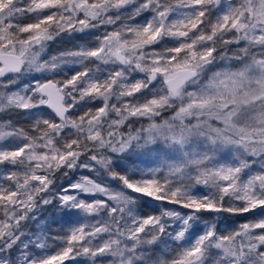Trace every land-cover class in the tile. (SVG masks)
<instances>
[{
  "label": "snow or ice",
  "instance_id": "obj_1",
  "mask_svg": "<svg viewBox=\"0 0 264 264\" xmlns=\"http://www.w3.org/2000/svg\"><path fill=\"white\" fill-rule=\"evenodd\" d=\"M17 110L32 123H0V264H264V217L221 234L202 215L264 212V0H0V113ZM125 154L159 163L129 171ZM141 198L178 207L141 215ZM47 205L81 221L55 254L22 223Z\"/></svg>",
  "mask_w": 264,
  "mask_h": 264
},
{
  "label": "rangeland",
  "instance_id": "obj_2",
  "mask_svg": "<svg viewBox=\"0 0 264 264\" xmlns=\"http://www.w3.org/2000/svg\"><path fill=\"white\" fill-rule=\"evenodd\" d=\"M222 6L224 5V0H221ZM233 4L239 3V0H231ZM144 19L143 16L138 17L137 21L142 22ZM212 19H215V13L212 16ZM31 22L30 18H21L20 23H28ZM115 26H107L101 27L99 29H92L89 30L93 33V35H88L87 33H75L72 38L65 36L63 39H58L56 41H52L49 43L46 52L43 54L45 58L58 55L61 52H64L69 49H74L78 46H83L85 44H92L95 43V37L97 35H102L105 31H112ZM81 37H85L82 39ZM93 66V65H90ZM68 67H73V65H68ZM94 67V66H93ZM109 66L101 65V71ZM71 74V73H69ZM142 77V74H134V78L139 79ZM56 79H63V76H57ZM100 104V101H96V105H89V107H95ZM45 114L49 113V109L43 110ZM83 109L80 110L78 114H82ZM112 118H115L114 116ZM11 121L12 125L16 128H23L28 130L32 121L29 117L22 111H9L0 113V123H6ZM7 143V141H5ZM221 162L227 163L230 162L231 157L227 154L222 155L220 158ZM159 162L155 160L154 156H138L133 154L129 156L125 154V158L121 161V165L127 168L129 171H147L149 168L156 167ZM90 175L86 169H81L78 172H69L68 176H62L60 173H57L56 184H55V192L59 193L60 189L63 186L68 185L70 182H75L81 176ZM65 179V180H64ZM0 184H5L7 186V182L0 179ZM200 186H196L195 191L198 193H204L208 191L204 186L202 190H199ZM47 195V194H41ZM138 210L141 215H152V214H159V209L164 207H178L174 205H163L160 204L158 206V202L152 201L150 198H141L137 204ZM183 212L187 213L188 209H183ZM256 211V210H255ZM250 212L243 215H231L228 213L222 214H212V213H204L203 218L204 220L211 221L216 223L217 229L221 234H226L234 229H237L239 225L242 223L258 219L264 217V214H259L258 212ZM36 219L29 220L27 222H22L24 225V230L28 232H36L43 230L46 235L54 237L53 240L49 241L51 247L48 249L49 254H55L61 247L66 246L64 244V239L66 238L69 229L76 226L77 223L81 221H77L75 217L69 216L65 213L60 212V210L53 205L43 206L42 208L35 211ZM88 223H94L90 218L88 221H82ZM203 231V224L196 226L192 230V236L195 237L198 233ZM163 247V246H161ZM173 245L168 246V255L166 258H171L176 253L172 251ZM77 259H79L77 257ZM67 261H65L66 263ZM75 264H84L82 261L81 263Z\"/></svg>",
  "mask_w": 264,
  "mask_h": 264
},
{
  "label": "trees",
  "instance_id": "obj_3",
  "mask_svg": "<svg viewBox=\"0 0 264 264\" xmlns=\"http://www.w3.org/2000/svg\"><path fill=\"white\" fill-rule=\"evenodd\" d=\"M171 112H165L164 113V118H168L171 116ZM148 124V121L147 119H141L139 120L138 122H136L135 120L132 121V127L131 129L128 128V125L127 123L120 129L121 132L127 134V132L129 130H136V129H139L141 126H147ZM65 180V179H64ZM204 187L201 185L198 189L199 190H202ZM255 212H258L259 214H264V212H261L259 209H257ZM79 259H76L74 261H67L65 264H75V263H81L82 261L84 262L85 258L83 257H78Z\"/></svg>",
  "mask_w": 264,
  "mask_h": 264
},
{
  "label": "water",
  "instance_id": "obj_4",
  "mask_svg": "<svg viewBox=\"0 0 264 264\" xmlns=\"http://www.w3.org/2000/svg\"><path fill=\"white\" fill-rule=\"evenodd\" d=\"M50 110V109H49ZM51 111V110H50Z\"/></svg>",
  "mask_w": 264,
  "mask_h": 264
}]
</instances>
